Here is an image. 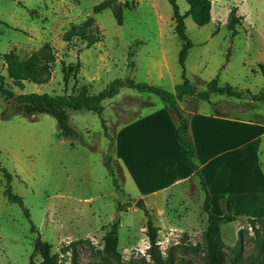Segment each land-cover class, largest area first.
I'll use <instances>...</instances> for the list:
<instances>
[{
    "label": "rangeland",
    "instance_id": "obj_1",
    "mask_svg": "<svg viewBox=\"0 0 264 264\" xmlns=\"http://www.w3.org/2000/svg\"><path fill=\"white\" fill-rule=\"evenodd\" d=\"M104 1L0 0V72L7 87L17 95L71 94L83 87L97 94L116 79L132 78L174 92L183 81L179 54L184 42L176 32L170 1L111 0L123 7L122 25L113 8L95 13V7ZM177 3L185 14L187 0ZM235 7L242 19L236 27L238 34L232 36L229 18ZM91 17L98 42L87 47V41L80 37L64 40L68 30ZM185 23L193 42L186 74L193 84L205 90L209 81L219 77L221 84L229 83L238 90L264 92L259 69L264 63V0H212L210 23L199 26L190 16ZM45 44L51 45L56 56L50 81L17 85L8 75L3 55L15 51L25 58ZM79 61L80 72L72 73L65 82L63 63L75 66ZM211 99L217 105L196 96H186L179 105L191 110L212 108L264 123V101H255L252 95L237 99L213 94ZM103 105L102 116L86 109L69 110L70 124L78 135L64 137L55 117L22 114L0 93V164L12 174V191L23 198L30 212L28 219L24 207L9 200L5 193L8 181L0 170V263L30 264L40 234L52 245L58 264H118L105 249L104 239L113 224L120 222L122 263L153 264L146 233L151 212L160 227L158 240L167 260L172 264H206L208 216L203 210L205 192L199 178L174 188L166 197L156 196L157 210L152 211L149 199L139 195L122 168H117L122 188L115 186L104 160L109 140L102 117L113 138L137 114L166 107L165 103L155 94L122 88ZM260 150L264 170V139ZM232 159L225 163L224 177L230 191L235 189L236 193L247 189V182L253 184L254 178L252 173L239 175L231 165L236 159ZM139 199H144L146 209L136 206ZM216 208L221 212L220 203ZM253 209L264 211V206ZM32 223L38 232L32 230ZM221 230L229 255L242 231L244 250L235 264H264V246L257 241L247 217L223 223ZM260 234L259 239L264 238V231ZM42 261L41 255L33 259L34 264ZM226 264H231L229 259Z\"/></svg>",
    "mask_w": 264,
    "mask_h": 264
},
{
    "label": "trees",
    "instance_id": "obj_2",
    "mask_svg": "<svg viewBox=\"0 0 264 264\" xmlns=\"http://www.w3.org/2000/svg\"><path fill=\"white\" fill-rule=\"evenodd\" d=\"M173 8V16L176 23V32L184 42L179 54V62L182 68L183 81L176 85L175 91H169L159 86L147 83L138 82L132 78L116 79L112 81L109 86L97 94H91L85 87L81 88L77 93L52 95L48 93H25L15 94L13 90L7 87L6 77L0 72V93L7 99L15 103L18 112L27 116H34L37 114H49L56 118L60 134L64 137L77 136V131L70 124L69 110L86 109L92 112L103 115L104 105L103 101L117 96L122 88H131L139 92L152 93L160 97L170 111L175 115L177 121V137L186 151V159L194 171V175L199 178L200 185L205 192V200L203 203V210L208 216V227L205 232V241L207 246L206 264H226L227 259L231 264H235L242 257L244 250V239L241 231L239 239L234 247L232 255L226 250V243L222 237V224L230 223L238 220V217L225 213L224 215H217L212 212L211 195L207 183L201 172V165L197 160L196 145L190 137V121L180 107V102L186 96H196L201 101H206L211 104V97L213 94L225 95L232 98L243 99L246 96L252 95L255 101H264V92L260 94H252L251 91L238 90L233 85L226 83L221 84L219 77H216L207 83V89L200 90L198 86L193 84L186 74V59L190 49L193 47V42L187 34V26L185 19L190 16L194 22L199 26L207 25L211 22L212 0H187L189 9L185 14H182L177 0H169ZM129 7L128 5H126ZM107 8H113L114 15L118 20V24H123V7L121 5H114L111 0L104 1L95 7V13L102 12ZM133 8V7H132ZM237 8H233L230 13L229 26L232 30V36H236V27L240 23L242 17L237 14ZM94 26V18L87 19L83 24L74 26L64 34L65 41H71L74 38L80 37L87 41V47L93 46L99 41V37L95 35L92 28ZM5 64L8 75L17 85L22 86L25 81H32L38 84H44L50 81L52 76V64L56 61L55 53L49 44H45L40 50L30 56L22 58L17 52L10 51L4 55ZM259 69L264 76V63L259 64ZM81 70V62L79 61L75 66L63 63V75L65 82H68L72 73L78 74ZM217 105V104H214ZM105 135L109 140L108 150L104 155V160L107 165L109 174L114 180L115 186L121 190L122 185L117 174V168H121L117 156V136L113 137L110 134L107 121L102 117ZM0 170L4 173L8 185L6 188V195L9 200L20 204L24 207V200L21 196L14 194L12 191L11 182L12 174L0 164ZM25 213L30 219V212L25 208ZM252 224V228L258 237L257 241L260 246H264V238L259 239L261 231H264V218H248ZM120 222L113 224L112 229L105 235V249L111 253L118 264L122 263V256L119 252V238L118 227ZM147 236L150 241L149 255L153 264H172V260H167L162 253L161 245L159 243L160 227L155 224L151 214L147 219ZM32 230L37 231V227L32 223ZM36 255H41L43 261L41 264H58L56 257L52 254V245L43 240L41 235L35 241L34 252L31 256L30 264H34L33 259ZM1 264V263H0Z\"/></svg>",
    "mask_w": 264,
    "mask_h": 264
},
{
    "label": "crops",
    "instance_id": "obj_3",
    "mask_svg": "<svg viewBox=\"0 0 264 264\" xmlns=\"http://www.w3.org/2000/svg\"><path fill=\"white\" fill-rule=\"evenodd\" d=\"M181 109L189 117L190 137L196 145L197 160L211 195L212 212L264 217V211L253 209L264 206V170L260 158L264 123L212 108L191 110L183 106ZM116 136L118 163L139 195L149 199L147 204H151L152 211L157 210L156 196L166 197L168 192L182 188L196 177L177 137L175 115L167 106L137 114L119 128ZM228 158L236 159L231 165L239 175L252 173L255 180L251 185L247 182V189L237 194L226 183ZM219 203L221 212L216 208Z\"/></svg>",
    "mask_w": 264,
    "mask_h": 264
},
{
    "label": "water",
    "instance_id": "obj_4",
    "mask_svg": "<svg viewBox=\"0 0 264 264\" xmlns=\"http://www.w3.org/2000/svg\"><path fill=\"white\" fill-rule=\"evenodd\" d=\"M136 206L139 207V208H141V209H146V204H145V202H144L143 199H139L137 201V203H136Z\"/></svg>",
    "mask_w": 264,
    "mask_h": 264
},
{
    "label": "bare ground",
    "instance_id": "obj_5",
    "mask_svg": "<svg viewBox=\"0 0 264 264\" xmlns=\"http://www.w3.org/2000/svg\"><path fill=\"white\" fill-rule=\"evenodd\" d=\"M227 173H228V172H227ZM250 175H251V174H250ZM226 176H227V174H226ZM229 176H230V175H229ZM248 176H249V174H248ZM227 178H228V177H227ZM229 178H230V177H229ZM241 178H242V177H241ZM253 178H254V177H253ZM239 179H240V178H239ZM251 180H252V177H251ZM254 181H255V180H254ZM254 181H252L253 184H254ZM230 182H231V181H230ZM237 183H238V182H237ZM242 183H243V182H242ZM245 184H246V183H245ZM227 185H228V184H227ZM229 185H230V184H229ZM229 185H228V186H229ZM240 185H241V183H240ZM250 185H251V183H250ZM243 186H244V185H243ZM239 187H240V186H239ZM234 188H235V187H234ZM240 188H241V187H240ZM229 189H230V187H229ZM231 189H233V188L231 187ZM236 189H237V187H236ZM244 189H245V188H244ZM239 190H240V189H239ZM234 191H235V189H234ZM234 191H233V192H234ZM237 192H238V190H237ZM237 192H236V193H237Z\"/></svg>",
    "mask_w": 264,
    "mask_h": 264
}]
</instances>
